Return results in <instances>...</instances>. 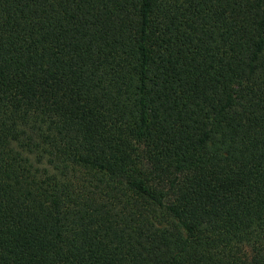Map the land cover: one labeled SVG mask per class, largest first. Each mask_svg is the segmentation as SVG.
I'll list each match as a JSON object with an SVG mask.
<instances>
[{"label": "trees", "instance_id": "trees-1", "mask_svg": "<svg viewBox=\"0 0 264 264\" xmlns=\"http://www.w3.org/2000/svg\"><path fill=\"white\" fill-rule=\"evenodd\" d=\"M0 264H264V0H0Z\"/></svg>", "mask_w": 264, "mask_h": 264}]
</instances>
